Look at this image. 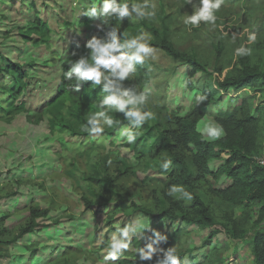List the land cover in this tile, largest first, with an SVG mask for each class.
Segmentation results:
<instances>
[{"label": "rangeland", "instance_id": "rangeland-1", "mask_svg": "<svg viewBox=\"0 0 264 264\" xmlns=\"http://www.w3.org/2000/svg\"><path fill=\"white\" fill-rule=\"evenodd\" d=\"M94 2L0 0L1 49L15 63L27 66L30 87L18 101L33 114L29 118L25 112L9 115L3 111L12 100L13 81L7 78L0 83V264H104L106 246L118 235L117 229L137 221L150 222L152 230L165 233L168 240L158 247L165 251L174 247L188 264H256L252 242L258 232H264V219H258L263 203L250 208L231 206L221 193L231 184L228 177L217 181L199 177L192 195L204 200L217 224L209 228L183 221L184 214L190 218L196 215L195 197L186 201L167 195L176 180L160 168L168 156L159 130L174 126L177 116L219 125L216 117L222 114L235 111L239 116L251 115L260 128L253 159L257 163L256 158H264V89L248 86L223 93L216 77L208 74L218 69L223 77H235L244 64L264 72V0H224L216 12L215 26L202 22L199 27L183 23L193 12L187 0H150L157 6L156 17L130 24L140 26L150 42L155 39L152 28L159 29L162 37L179 52L194 56L208 73L153 47V58L146 59L148 63L143 66L137 65L138 69L148 68L149 73H134L124 82L126 87L148 93L146 109L154 113L152 120L133 129L138 133L135 143L119 137V129L130 124L123 113L114 110L109 114L119 123L106 128L98 138L82 131V124L79 134L66 127L70 126L68 107L64 119L52 130L51 117L36 121L38 114L33 111L54 94L71 49L81 46L107 21L84 14ZM37 19L51 28L48 39L35 31ZM249 33L256 34L255 44L247 45ZM241 44L252 47L251 56H235ZM103 96L102 91L96 100L88 95L97 102L96 111L101 110ZM197 97L206 99L198 103ZM178 151L192 166L188 154ZM227 158L223 152L210 162L211 169L217 170ZM192 171L196 178L198 172L194 168ZM177 186L191 193L188 186ZM35 208H39L37 214ZM168 211L176 219L157 217ZM225 229L238 235L247 232L240 238ZM152 235L146 230V236ZM148 242L133 236L129 249L116 264H128L130 260L156 264L163 252L152 261L137 259L138 250Z\"/></svg>", "mask_w": 264, "mask_h": 264}, {"label": "trees", "instance_id": "trees-1", "mask_svg": "<svg viewBox=\"0 0 264 264\" xmlns=\"http://www.w3.org/2000/svg\"><path fill=\"white\" fill-rule=\"evenodd\" d=\"M116 23L115 20H107L100 31L92 35L88 40L94 36H104L111 29L112 25ZM34 29L44 39H48L52 34L51 28L42 20H35ZM120 32L123 39L131 38L141 33L142 30L140 26H133L125 18ZM152 33L155 38L150 42L152 47L166 52L174 60L182 61L200 71L207 72L206 68L194 56L179 52L170 40L162 37L159 29L152 28ZM87 41L82 43L81 46L71 49L67 60L62 65L61 79L55 88L54 94L33 109L38 114L36 121L43 120L46 116L51 117L49 120V128L51 130L64 119V112L68 107L70 126L66 124V127L73 134H79L81 124H86L87 117L96 112L98 108L96 106L97 102L91 99L96 100L98 98L101 86H92V82L89 81L77 91L73 87L75 82L65 78V73L71 69V62L80 56L88 55L89 50L86 48ZM147 63L148 61H145V64ZM28 73L27 66L15 63L3 52L0 45V83L7 78H11L13 81L10 89V99L12 100L9 102L7 108H2L9 115L22 112L30 113L24 102L18 101L30 87ZM139 73L145 75L149 73V69L146 67L138 69L137 67L135 74ZM208 74L216 77L217 85L223 90V93L228 92L230 89H241L248 86L264 89V72L254 71L247 64H244L241 73L235 77L229 74L223 77L218 69ZM95 87H98V92L94 90ZM208 94L213 95L211 91H208ZM88 95L91 96V99ZM243 105L241 108H243ZM32 115L29 114V118L33 117ZM176 119L177 122H175L174 126L170 124L167 128L165 125L166 128L164 130H159V137L163 140L162 148L168 156L167 159L172 161L170 168L166 171H169L172 178L176 180L175 184L188 186L192 193L194 181L199 177L201 179L205 178L217 181L226 176L231 180V184L221 192L225 201L231 206H244V208H250L252 204L257 202L263 203L258 219H264V166L257 164L253 159L260 136V128L256 122V118L251 115L239 116L235 111L217 116L216 120L218 124L224 129V136L214 143L206 141L196 131V120L179 116ZM178 150L182 151L183 154H188L192 166L188 164L184 157L178 155ZM223 152L229 158L217 170L211 169L210 162L220 158ZM192 168L198 172L196 178H194L196 175L193 174ZM194 197L196 215L190 218L189 215L184 214L181 219L187 223H195L209 228L214 227L217 221L209 212V208L204 200L197 195H194ZM87 207L91 208L92 206L89 204ZM178 208L182 209L180 206ZM38 210L39 208H35L34 212L37 214ZM143 213L150 216L148 210L143 209ZM157 217L176 219V215L169 211L163 212ZM225 231L233 237L240 238H243L247 232L244 231L238 235L235 230L225 229ZM263 240L264 232L261 231L256 234L252 242V252L256 264H264ZM128 264H139V262L130 260Z\"/></svg>", "mask_w": 264, "mask_h": 264}, {"label": "clouds", "instance_id": "clouds-1", "mask_svg": "<svg viewBox=\"0 0 264 264\" xmlns=\"http://www.w3.org/2000/svg\"><path fill=\"white\" fill-rule=\"evenodd\" d=\"M187 3L192 5L193 12L184 18L185 25L199 27L203 22L205 25L215 26L216 12L222 7L224 0H187ZM156 7L150 0H95L92 7L84 13L90 18H106L117 22L104 36H94L88 40V55L73 60L70 71L65 73L67 80L75 82L73 87L77 91L89 81L92 86H102L104 96L99 103L101 110L90 114L86 124L82 126V131L87 132L89 136L101 137L106 128H113L119 123L109 114L114 110L123 113L124 119L130 124V127L119 129V137L127 143H135L138 133L133 129L141 128L154 118V113L146 109L148 93L126 87L124 83L136 72L137 65L143 66L146 59L153 58L154 48L150 43V36L141 32L131 38L122 39L120 26L125 18H130L132 22L155 18ZM235 40L236 34L233 33V43ZM256 41V34L249 33L247 45L255 44ZM247 45L241 44L237 47L235 56H251L253 49ZM205 99L206 97H197V102L203 103ZM196 131L208 142L216 141L224 135L222 126L207 120L197 122ZM171 164L172 161L166 159L160 163V168L168 170ZM167 195L178 200L194 199L192 193L177 185L169 187ZM146 230L152 231L153 235L146 236ZM117 232L118 235H114L106 246L104 264H116L129 249L133 236L149 241L138 250L139 261H152L158 252H163L162 256L156 258V264H188L187 258L178 256L174 247L166 251L158 247L162 242H167L168 236L159 230H152L150 222L137 221L118 228Z\"/></svg>", "mask_w": 264, "mask_h": 264}, {"label": "built area", "instance_id": "built-area-1", "mask_svg": "<svg viewBox=\"0 0 264 264\" xmlns=\"http://www.w3.org/2000/svg\"><path fill=\"white\" fill-rule=\"evenodd\" d=\"M256 161L259 165L264 166V158H256Z\"/></svg>", "mask_w": 264, "mask_h": 264}, {"label": "crops", "instance_id": "crops-1", "mask_svg": "<svg viewBox=\"0 0 264 264\" xmlns=\"http://www.w3.org/2000/svg\"><path fill=\"white\" fill-rule=\"evenodd\" d=\"M126 19H127V21H128L129 23H132V24H136L137 22L139 23V21H137V22H132V21L130 20V18H126ZM138 23H137V24H138ZM13 50L16 52V49H15V48H14Z\"/></svg>", "mask_w": 264, "mask_h": 264}]
</instances>
